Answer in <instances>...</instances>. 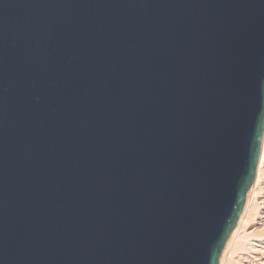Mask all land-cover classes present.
<instances>
[{"label":"water","instance_id":"95a60500","mask_svg":"<svg viewBox=\"0 0 264 264\" xmlns=\"http://www.w3.org/2000/svg\"><path fill=\"white\" fill-rule=\"evenodd\" d=\"M264 129V0H0V264H218Z\"/></svg>","mask_w":264,"mask_h":264},{"label":"bare ground","instance_id":"6f19581e","mask_svg":"<svg viewBox=\"0 0 264 264\" xmlns=\"http://www.w3.org/2000/svg\"><path fill=\"white\" fill-rule=\"evenodd\" d=\"M249 188L241 217L226 240L218 264H264V133Z\"/></svg>","mask_w":264,"mask_h":264},{"label":"rangeland","instance_id":"374dc122","mask_svg":"<svg viewBox=\"0 0 264 264\" xmlns=\"http://www.w3.org/2000/svg\"><path fill=\"white\" fill-rule=\"evenodd\" d=\"M263 133H264V129H263ZM262 139H263V134H262ZM250 189V188H249ZM247 193H248V191H247ZM247 193H246V195H245V200H244V203H245V201H246V196H247ZM244 205V204H243Z\"/></svg>","mask_w":264,"mask_h":264}]
</instances>
